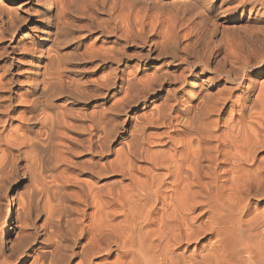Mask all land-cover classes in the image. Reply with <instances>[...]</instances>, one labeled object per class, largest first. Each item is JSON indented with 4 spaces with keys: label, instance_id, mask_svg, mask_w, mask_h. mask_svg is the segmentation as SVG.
<instances>
[{
    "label": "bare ground",
    "instance_id": "6f19581e",
    "mask_svg": "<svg viewBox=\"0 0 264 264\" xmlns=\"http://www.w3.org/2000/svg\"><path fill=\"white\" fill-rule=\"evenodd\" d=\"M0 264H264V0H0Z\"/></svg>",
    "mask_w": 264,
    "mask_h": 264
},
{
    "label": "rangeland",
    "instance_id": "374dc122",
    "mask_svg": "<svg viewBox=\"0 0 264 264\" xmlns=\"http://www.w3.org/2000/svg\"><path fill=\"white\" fill-rule=\"evenodd\" d=\"M19 1H21V0H19ZM24 186H25V184H24ZM24 186H21V187L23 188Z\"/></svg>",
    "mask_w": 264,
    "mask_h": 264
}]
</instances>
